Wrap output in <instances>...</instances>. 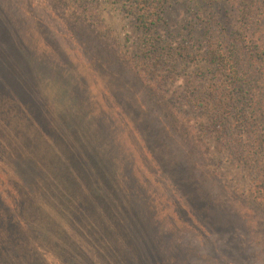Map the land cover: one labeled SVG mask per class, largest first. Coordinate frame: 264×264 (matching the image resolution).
<instances>
[{
	"label": "rangeland",
	"instance_id": "rangeland-1",
	"mask_svg": "<svg viewBox=\"0 0 264 264\" xmlns=\"http://www.w3.org/2000/svg\"><path fill=\"white\" fill-rule=\"evenodd\" d=\"M80 2L0 0V264H264V200L247 193L262 184L190 101L191 69L160 77L130 14ZM168 4V45L210 34L240 69L238 105L261 95L264 0Z\"/></svg>",
	"mask_w": 264,
	"mask_h": 264
},
{
	"label": "trees",
	"instance_id": "trees-1",
	"mask_svg": "<svg viewBox=\"0 0 264 264\" xmlns=\"http://www.w3.org/2000/svg\"><path fill=\"white\" fill-rule=\"evenodd\" d=\"M98 0H81L77 8L83 13L94 14ZM108 1V0H106ZM133 17L135 28L140 34V60L144 63L162 62L166 66L163 75H170L182 66L187 76L196 85L190 101L201 106L209 117L207 128L212 125L222 127L224 144L234 140V158L247 166L254 181L262 185H251L248 195L255 193L264 200V91L245 94L243 106L233 94L234 89H242L244 80L239 67L226 47L208 34L206 46L193 53L188 48L172 47L161 35L160 23L164 19L170 0H111ZM97 2V3H96ZM189 3V1H188ZM244 13L242 12V16ZM244 17V16H243ZM256 31L248 40V48L264 68V29L259 28L260 19L255 15ZM250 22V19H249ZM177 49V50H176ZM198 54V55H196ZM159 78V76H158ZM229 130V131H228ZM238 133V135H237ZM232 140V141H231ZM221 147L223 144L220 145ZM237 147V148H236Z\"/></svg>",
	"mask_w": 264,
	"mask_h": 264
}]
</instances>
